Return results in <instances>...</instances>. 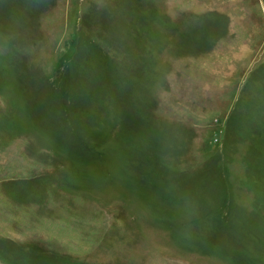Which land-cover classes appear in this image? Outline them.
Returning a JSON list of instances; mask_svg holds the SVG:
<instances>
[{"label":"rangeland","instance_id":"rangeland-1","mask_svg":"<svg viewBox=\"0 0 264 264\" xmlns=\"http://www.w3.org/2000/svg\"><path fill=\"white\" fill-rule=\"evenodd\" d=\"M0 264H264V0H0Z\"/></svg>","mask_w":264,"mask_h":264}]
</instances>
